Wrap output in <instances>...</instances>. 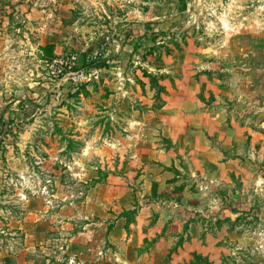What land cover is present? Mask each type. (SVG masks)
Segmentation results:
<instances>
[{
    "label": "rangeland",
    "instance_id": "374dc122",
    "mask_svg": "<svg viewBox=\"0 0 264 264\" xmlns=\"http://www.w3.org/2000/svg\"><path fill=\"white\" fill-rule=\"evenodd\" d=\"M169 94L238 136L179 154L154 132ZM153 138L179 176L149 223L186 220L162 264H264V0H0V264H150L157 237L113 228ZM107 177L125 192L100 207Z\"/></svg>",
    "mask_w": 264,
    "mask_h": 264
},
{
    "label": "crops",
    "instance_id": "0c3cea01",
    "mask_svg": "<svg viewBox=\"0 0 264 264\" xmlns=\"http://www.w3.org/2000/svg\"><path fill=\"white\" fill-rule=\"evenodd\" d=\"M187 92L186 94H188L190 98L196 95L195 92ZM166 98V102L156 105L152 111L153 115L156 114V126H154V132L156 131L158 133H161L162 136L176 142V147L179 154L184 153L187 145H190L192 148H196L195 145L197 143H201L200 141L195 139L196 137H204L207 143L208 136L210 137L212 134H217L218 136L220 135V140L222 141L228 139L233 140L236 136H238V130L235 131L234 129H230V127L224 124V121L221 119V117L220 123H215V120H207L206 118V120H204L201 118V115H203L201 113H203L204 111L203 109L197 112L193 111L190 113H187L186 111L181 109L183 101H186L185 98H181L178 97V95L174 96L171 94L166 96ZM194 103L198 104L197 102ZM178 105L180 106L177 107ZM199 117L205 122H197ZM217 125L219 127H217ZM231 127L233 128L235 127V125H232ZM218 128L220 129V133L218 131ZM189 129L190 131L188 132ZM215 131H218V133H215ZM154 140L156 141V139L153 138V140L149 142L152 144L151 146H147L146 148L142 149V152L139 153V155H136L135 164L138 165V167L140 166L141 168H143L140 178V182H142V184L137 187L138 196L141 203H139L140 206L136 212L135 221L130 223L129 225H127L125 221H117L113 228V231L115 232L114 235L116 236V240H124L121 247L125 246L124 242L126 241V237L123 238V234L127 232V226L129 227L128 231H130L131 234L127 238V243L129 242V244L138 245L140 242L146 239L148 240L150 238L157 237V240L150 252V256L152 257L150 259V264H162L163 258L166 257L169 252L170 246L174 239V235L182 232L183 225L186 223V220H184L185 218L183 219L180 216L179 218L174 217L172 221L168 223L167 228H164L165 223L160 221L162 219L161 215L159 220L152 224L149 223V218L151 217L152 210L154 209L155 205H167L166 202H157L156 197L152 194L153 184H157L159 186L164 185L168 187V183L166 181L170 178H174L175 176L174 174L171 175L168 172L167 168L176 161L175 152L163 151L161 149H158V147H156L155 145ZM194 153L195 150L192 151L191 154V162H193V165L195 163L193 157ZM194 170L195 172H197L201 169H199V166H197ZM177 176L179 175L177 174L175 178H177ZM106 179L108 180L106 181L107 183L113 182V184L116 185L109 186L106 183L103 197L101 199H97L96 201L100 207L108 206V204L111 201H114L121 192H125L122 181H111L108 177ZM92 190V196L96 197V193L102 191V188L96 187L92 188ZM186 193L187 192L185 190L184 195H186ZM114 195H116L117 197L113 199ZM132 203H134V201L130 198V196L124 195L121 200V205L126 209H129L132 206ZM172 204L174 203L170 202L168 206H171ZM172 207L174 209L177 208L176 206ZM178 207L180 208L182 206L178 205ZM183 213L185 216V212ZM28 264L31 263L29 262Z\"/></svg>",
    "mask_w": 264,
    "mask_h": 264
},
{
    "label": "trees",
    "instance_id": "16d2710c",
    "mask_svg": "<svg viewBox=\"0 0 264 264\" xmlns=\"http://www.w3.org/2000/svg\"><path fill=\"white\" fill-rule=\"evenodd\" d=\"M94 65H96V62L92 61L88 66H89V67H92V66H94ZM163 91H164L163 87H160V86H159V88H158V92H157V96H159ZM159 99H160V98H159ZM156 100H157V98H156ZM100 179H101V177L98 178V179H96V180L93 179L89 186L91 187V186H94L96 183H99V182H100ZM0 220H1V219H0ZM0 231H1V229H0Z\"/></svg>",
    "mask_w": 264,
    "mask_h": 264
}]
</instances>
